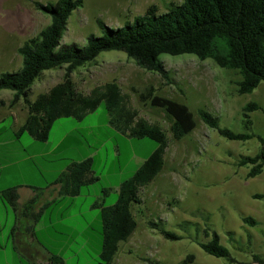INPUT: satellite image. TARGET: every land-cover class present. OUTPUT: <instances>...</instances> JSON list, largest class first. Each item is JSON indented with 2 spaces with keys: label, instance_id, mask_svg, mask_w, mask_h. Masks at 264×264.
<instances>
[{
  "label": "rangeland",
  "instance_id": "374dc122",
  "mask_svg": "<svg viewBox=\"0 0 264 264\" xmlns=\"http://www.w3.org/2000/svg\"><path fill=\"white\" fill-rule=\"evenodd\" d=\"M57 1L0 0V78L3 74H13L22 68L19 48L36 38L51 23L50 16L37 9L35 4L46 6ZM182 3L183 0H84V7L69 20L63 44L82 47L89 36H102L98 21L117 29L144 17L151 7H156L158 15H162L168 12L170 5L180 6ZM160 60L170 73L171 85L159 74L142 69L123 52L102 53L72 76L78 91L85 95L95 88L117 81L123 93L129 96L131 107L148 122L159 124L170 140L163 172L152 184L142 189V205L134 208L138 228L128 242L120 244L114 264H182L190 262L189 257L194 258L189 264H232L213 258L200 248L201 244L211 241L210 235L213 233H217L221 245L230 250L235 264H258L254 256L264 260V199L255 197L264 196V170L257 178L247 180L251 168H239L238 163L242 157L257 156L263 148L259 139H264V83L254 93L241 96L237 93V83L242 80L241 77L219 68L213 60L201 61L194 55H163ZM64 75V68L45 72L32 87L30 100L35 101L62 83ZM150 87L156 89V95L189 107L197 124L192 134L181 141L173 138L171 122L166 113L140 100L139 95ZM12 98L10 91L0 95V143L4 144L0 149V161L7 165L4 183L7 184L6 188L20 185L44 188L52 180L51 168L69 162L45 163L36 160L34 163L16 164L23 157V149L33 150L30 145L37 143L28 134L15 140L14 134L28 117V110L23 102L11 108ZM250 103L257 104L262 110L249 115L253 126L248 131L244 108ZM201 110L218 118L220 128L235 134H253L255 138L247 142L226 140L204 124L199 115ZM104 113L105 107L102 106L93 118L85 120L87 122L82 127L97 125L99 116ZM70 130L69 125L55 128L51 133L52 142H59ZM77 138L89 142L90 146H97L110 138V134L96 131L89 135L84 131ZM116 138L109 140L107 149L111 154L117 142L122 146L123 154L118 158L119 162L113 159L107 165L104 148L99 151L93 168L98 176H103L104 181L111 176L108 175L109 170L113 171L118 164L126 166L127 153L135 151L149 158L158 148L156 142L148 139ZM127 140L132 141L131 144H127ZM130 176L132 178L134 174ZM102 183L96 187V191L102 192L105 186ZM110 200L111 197L108 204L112 203ZM88 205L80 208L79 202L72 212L76 213L80 208L83 215L63 221H58L63 208L51 207L36 229L40 241L63 258L66 264H100L103 246L102 222L98 217L100 211L87 212ZM23 206L24 203L20 206L21 210ZM245 218L256 220L258 225L251 228L244 223ZM26 222L18 209L10 207L0 198V264H31L27 258L18 261L12 247V234L20 233V225L25 226ZM150 222H162L166 231L182 240H166L150 230ZM16 226L18 229H15Z\"/></svg>",
  "mask_w": 264,
  "mask_h": 264
},
{
  "label": "trees",
  "instance_id": "16d2710c",
  "mask_svg": "<svg viewBox=\"0 0 264 264\" xmlns=\"http://www.w3.org/2000/svg\"><path fill=\"white\" fill-rule=\"evenodd\" d=\"M35 5L50 16L51 23L36 38L19 48L22 68L13 74H3L0 78V95L4 91L13 93L10 107L15 108L23 102L28 110L27 121L16 133V138L28 134L38 143H47L58 120L73 118L82 121L104 106L110 124L117 132L132 139H148L158 144L145 164L121 185L118 202L111 207L97 205L101 211L103 234L100 264H114L120 244L128 242L138 228L134 208L142 205V189L152 184L164 170L170 140L159 124L148 122L131 107L129 96L123 93L117 81L95 88L85 95L78 91L72 80L73 74L91 64L102 53L123 52L142 69L159 74L171 85L170 73L160 58L163 55H194L201 61L210 59L219 68L237 73L242 79L237 83L238 95L252 94L264 83V0H183L182 5H170L168 12L162 15H158L156 7H151L144 17L121 28L113 29L98 21L102 36H89L82 47L63 44V39L70 18L84 7V0H58L46 6ZM62 68L65 70L64 81L31 101L30 91L36 81L45 72ZM139 97L143 104L166 113L176 141L183 140L196 130L195 117L188 106L156 95L154 87ZM261 110L254 103L244 108L248 131L253 126L249 115ZM199 115L206 126L228 141L247 142L255 138L253 134H235L220 128L219 119L205 110L199 111ZM259 140L263 146L261 153L255 157H242L238 163L239 168H251L247 180L257 178L264 170V139ZM97 183L99 179L94 175L93 160L88 159L70 163L53 186L60 187L59 197L64 199L80 197ZM37 198L26 205L25 217L29 216L27 212L32 210ZM255 199L262 200L264 196L258 195ZM3 200L16 209L19 200L17 188L3 192ZM44 210L32 214L35 224L42 218ZM243 221L251 228L258 225L252 218ZM148 225L150 230L166 240H182L166 231L162 222H150ZM210 237L211 241L201 244L200 248L213 258L235 264L230 250L221 245L220 236L213 233ZM188 260L193 262L194 258L189 257ZM254 261L264 264L259 256H254ZM50 264H64V260L52 256Z\"/></svg>",
  "mask_w": 264,
  "mask_h": 264
},
{
  "label": "crops",
  "instance_id": "0c3cea01",
  "mask_svg": "<svg viewBox=\"0 0 264 264\" xmlns=\"http://www.w3.org/2000/svg\"><path fill=\"white\" fill-rule=\"evenodd\" d=\"M11 111H15V110H11ZM95 113L88 115L82 121H77L73 118L58 120L54 124L50 132L49 140L47 143H38L34 141L38 145L32 143L30 146L31 149L33 150L23 149L24 154L22 159L16 162V164L18 165L23 163H32V162L34 163L36 160H42L45 163H48L50 161L69 162L67 164H61V166H58L56 168L55 167L51 168L50 173L52 174V180L44 188H34L32 186H25V185L6 188L7 184L5 185L4 183V172L7 168V165H4L3 162L0 161V198L3 199V192L13 188H17L19 200L17 203L16 210L18 209L19 215L23 216L27 220L25 226L20 225L19 227V230H21L23 233L20 231V233L18 234L17 233L12 234L13 253L18 261L21 262L23 258H27L31 262V264H50V260L52 256H57L49 248H47V246H45L37 236L36 229H38L39 226L42 224L43 216L40 219V221L37 224H35L34 220L32 219L33 216L32 214H38L42 209H45L43 212L44 215L49 208L60 206L63 209L58 221H63L65 219L77 218L78 216L83 215V212L80 208L87 203H89L87 212L90 213L93 212L94 210L100 211L97 205H103L104 207L114 206L119 200V191L121 185L126 181L130 180L131 173L135 174L145 164L146 160L148 159L145 157V155L136 154L135 151H132V153H127L128 162L126 166L118 164L113 171L109 170L108 175L111 176H108L107 180L104 181L103 176H98L97 172L95 171L94 175L96 178L99 179V183L91 186L80 197L60 199L59 197L60 187L53 185L57 181L58 177L67 171L70 163L83 162L88 159H92L93 168H94L96 160L100 155L99 151L104 148H106V152H107V158H108L106 160L107 165H109L110 160L111 162H113V159H116L119 162L118 158H120V156H122L123 154V148L122 146H120L118 142L111 149V154L107 149L109 140L111 139L117 140L116 136H119V138L126 140L124 139L126 138V136H122V134L117 132L111 126L107 112L99 116L98 118L99 122L97 125L94 126L89 125L85 127V129L84 127H82L84 122H87L91 118H93L92 116L95 115ZM12 114L16 115V113H12ZM27 118L22 125L18 126L17 132L26 123ZM86 119L87 121H85ZM66 125H69L71 127V130L66 132V134L59 142L53 143L51 140L52 131L55 130V128H64ZM84 131L89 135L95 134L96 131H105L110 134V138L104 140L101 143L99 142L97 146L94 145L90 146L89 142L79 141L77 138V136H79V134H81V132ZM17 132H15L14 137H16ZM128 139L132 140L130 138ZM15 140H19V139L15 138ZM126 142L127 144H131L132 141L127 140ZM1 147H4L3 143H0V149ZM84 150L86 152H84ZM128 150L130 152L129 148ZM154 152L155 151H153V153ZM110 156H112V159L110 158ZM102 182L105 184V186L102 187V192L96 191L97 190L96 187L99 186V184H101ZM36 197H38L37 203L33 206L31 211L27 212V215L29 216L25 217L24 216L25 213L23 214V212H25L26 205H28V203ZM109 197H111L110 200L112 202L111 204H108ZM79 202H80L79 210L76 213H73L72 209L76 208ZM23 203H24L23 206L24 209L21 210L20 206ZM98 217L101 218V211ZM15 229H18V226H16ZM72 237L74 238V235ZM64 264H66L65 260H64Z\"/></svg>",
  "mask_w": 264,
  "mask_h": 264
}]
</instances>
